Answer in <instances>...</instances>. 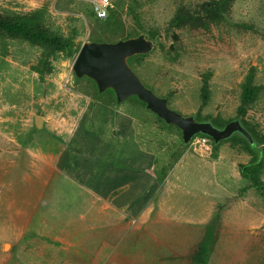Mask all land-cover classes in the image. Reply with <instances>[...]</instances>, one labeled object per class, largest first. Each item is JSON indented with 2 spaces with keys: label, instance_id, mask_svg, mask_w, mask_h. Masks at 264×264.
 Masks as SVG:
<instances>
[{
  "label": "rangeland",
  "instance_id": "obj_1",
  "mask_svg": "<svg viewBox=\"0 0 264 264\" xmlns=\"http://www.w3.org/2000/svg\"><path fill=\"white\" fill-rule=\"evenodd\" d=\"M208 1L114 0L106 17L98 20L89 0H0V17L43 10L51 31L75 35L80 45L128 38L140 24L154 34V48L128 65L146 88L166 98L168 107L181 116L238 120L257 136L264 135V0H232L227 13L216 23L207 21L204 28L168 27L178 6ZM106 20L113 33L98 30ZM41 55L39 47L0 34V264H83L73 235L78 216H87L82 200L107 181L115 164L117 169L121 165L143 172L154 164L155 173L162 175L185 153L183 172L232 177L238 165L253 159L236 137L215 147L207 139L199 148L196 142L203 136L196 135L183 145L180 131L164 124L135 97L116 103L111 91L98 94L90 80L76 79L73 58L55 54L49 59V73L38 75L33 68ZM246 82L256 96L240 117L237 108ZM95 104L111 105L120 116L108 119L101 107L92 110ZM34 118L41 120L39 129ZM109 125L116 128L111 142L126 149L133 146V151H123L120 161L105 151ZM199 149H207L211 159L192 152ZM218 150L223 153L222 168L213 170L210 164ZM194 159L207 166L197 168ZM260 159L264 182V155ZM210 183L201 186L205 197L193 199L202 205L215 198L219 205L214 219L233 226L264 224L262 195L254 190L255 200L249 195L242 199L248 209L238 207L234 204L242 192L235 191L234 180L224 177L226 191L221 193ZM228 204L232 207L225 211ZM186 206L196 208L192 203ZM263 232L264 225L256 230V240H264ZM203 248L208 246L201 244ZM259 249L250 255L241 253L240 247L233 264H248L244 261L248 257L264 261ZM199 253L191 264H204Z\"/></svg>",
  "mask_w": 264,
  "mask_h": 264
},
{
  "label": "crops",
  "instance_id": "obj_2",
  "mask_svg": "<svg viewBox=\"0 0 264 264\" xmlns=\"http://www.w3.org/2000/svg\"><path fill=\"white\" fill-rule=\"evenodd\" d=\"M97 107H101L108 119H111L113 114L120 116L111 105L95 104L92 110ZM115 132L116 128L109 125V143L106 144L105 151L111 152L114 160L117 158L120 161L123 151H133V146L126 149L111 142ZM192 152L200 157L210 158L207 149ZM183 154L174 161L170 170L162 175L155 173L154 164L144 172L133 168L129 170L121 165L117 169L116 164L111 168L107 181L98 185L92 196L82 200L85 203L83 211L87 216L85 219L81 215L78 216L80 224H77L73 233L77 238L75 245L80 262L191 264L192 258L200 252L198 258L202 259L204 264H233L240 247L243 248L241 253L254 255L257 249L261 248L259 250L264 254V240H256V230L264 224L228 225V222L222 219H214L219 205L215 198L209 203L202 202V205L201 200L193 199L205 197L200 193L205 182L218 186L220 193L226 191L221 183L225 177L226 180L235 181L236 192H242L234 205H245L248 209L246 200L242 199L249 195L255 200L254 189L248 187V182H243L244 178L238 172L232 177H217L214 172L210 175L199 171L183 172L182 165L187 164L185 153ZM213 154L210 166L213 170L218 166L222 168L223 153L218 150ZM194 160L197 168L207 166L203 160ZM231 196V192H227L228 200ZM190 203L196 206L194 210L186 206ZM177 205L180 206L176 207ZM231 207L232 205L228 204L225 211ZM217 222L219 224H216ZM201 244L207 245L208 249L201 251ZM244 261L248 264H264L263 260L261 262L260 259L250 257L244 258Z\"/></svg>",
  "mask_w": 264,
  "mask_h": 264
},
{
  "label": "trees",
  "instance_id": "obj_3",
  "mask_svg": "<svg viewBox=\"0 0 264 264\" xmlns=\"http://www.w3.org/2000/svg\"><path fill=\"white\" fill-rule=\"evenodd\" d=\"M231 1L232 0H211L196 5L195 7L180 5L174 13L172 19L169 21L168 27L174 29H181L187 26L194 29L200 27L204 28L206 27L207 21L212 23L218 22L227 13L228 6ZM44 15L45 13L43 10H35L26 14L0 17L1 35L26 42L29 45L39 47L42 50L41 58L38 61L37 66L33 68L34 72L38 75L49 73L51 70V60H49L51 56L55 54H62L67 58H74L80 46V44L75 42V35L64 36L57 31H51L45 23ZM111 18L112 16H110L109 20H111ZM109 20H106V22L102 25L99 24L97 26L98 30L102 33L112 32L109 28ZM147 33L148 32L144 26L139 24L132 29L129 37L144 34L145 36L148 35L150 40L154 38V34ZM134 57L129 58L127 63L129 64ZM139 57H143V55ZM255 96V88L252 87L249 82H246L242 89L240 106L237 108V116H244L245 108L253 102ZM194 120L198 122H209L217 129H222L228 122L232 121L230 120L226 122L219 119L201 120L197 118ZM240 125L251 137L252 144H249V142L239 134H233L226 140L236 137V140L238 141L237 143L242 144L246 153L253 156V159L248 163L238 165V173L242 178L247 180L249 188L254 189L264 197V182L260 180V173L262 169V160L260 157L261 155H264V135L257 136L244 122H240ZM199 136L206 137L201 134ZM206 138L210 140L212 146L215 147L216 144H214L208 137ZM256 147L260 148V154L256 151Z\"/></svg>",
  "mask_w": 264,
  "mask_h": 264
},
{
  "label": "water",
  "instance_id": "obj_4",
  "mask_svg": "<svg viewBox=\"0 0 264 264\" xmlns=\"http://www.w3.org/2000/svg\"><path fill=\"white\" fill-rule=\"evenodd\" d=\"M153 48L154 43L143 34L113 42H86L79 46L71 64V71L76 79L87 78L93 82L98 94L111 91L116 103L135 97L164 124L177 128L183 145L200 134L211 139L214 144L233 134H239L252 144L251 137L238 120H232L222 129H217L209 122L195 121L192 116H181L168 107L166 98L158 97L146 88L127 60L146 55ZM33 122L35 128L39 129L41 120L34 118ZM255 149L260 154V148Z\"/></svg>",
  "mask_w": 264,
  "mask_h": 264
},
{
  "label": "built area",
  "instance_id": "obj_5",
  "mask_svg": "<svg viewBox=\"0 0 264 264\" xmlns=\"http://www.w3.org/2000/svg\"><path fill=\"white\" fill-rule=\"evenodd\" d=\"M113 1L114 0H89V4L91 6L93 15L98 20H103L106 17L107 12L111 7ZM207 142H208L207 138L202 137L196 142V144L198 145L199 148H201L202 146H206Z\"/></svg>",
  "mask_w": 264,
  "mask_h": 264
},
{
  "label": "bare ground",
  "instance_id": "obj_6",
  "mask_svg": "<svg viewBox=\"0 0 264 264\" xmlns=\"http://www.w3.org/2000/svg\"><path fill=\"white\" fill-rule=\"evenodd\" d=\"M7 248V247H6Z\"/></svg>",
  "mask_w": 264,
  "mask_h": 264
}]
</instances>
